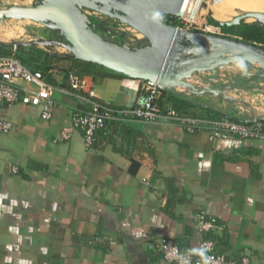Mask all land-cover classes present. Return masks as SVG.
<instances>
[{"label":"crops","instance_id":"obj_1","mask_svg":"<svg viewBox=\"0 0 264 264\" xmlns=\"http://www.w3.org/2000/svg\"><path fill=\"white\" fill-rule=\"evenodd\" d=\"M221 7L232 11L210 6ZM12 48L0 43V52ZM67 59L50 62L47 73L63 88L54 92L51 118L42 117L41 106L0 101V117L13 123L0 133V264H171L159 243L172 240L196 253L201 210L220 223L211 235L218 252L264 264V139H213L129 114L99 131L91 147L80 130L60 141L73 112L85 106L69 90L75 64ZM77 64L97 100L120 110L135 106L141 79ZM163 103L173 105L166 97ZM196 105L191 112L204 117H214L205 109L220 111Z\"/></svg>","mask_w":264,"mask_h":264},{"label":"rangeland","instance_id":"obj_2","mask_svg":"<svg viewBox=\"0 0 264 264\" xmlns=\"http://www.w3.org/2000/svg\"><path fill=\"white\" fill-rule=\"evenodd\" d=\"M89 1H79L76 6L85 16L86 23H89L86 24L87 28L92 32L119 48L128 47L136 50L150 46L148 38L142 32L120 17L123 13L121 9L113 6L111 2L106 4L104 1H99V4L92 5ZM43 2L44 0H0V8L35 6ZM196 3L201 7L204 6L199 17L196 12H192L190 17L175 16L178 19V26L187 30L206 31L239 38L231 33L223 32L220 27L207 29L204 25L205 19H216L212 15L210 6L224 5L232 8V11L227 9L230 13L224 7L219 8L218 13L230 16L223 17L222 20L216 19L219 21L231 20L245 13L240 9L238 0H196ZM168 16L163 15L162 17L166 21ZM245 21L257 20L247 17ZM0 43L5 47L32 45L36 49L56 53L60 57H75V52L72 47L68 46L69 41L62 32L61 21L51 16L0 17ZM216 56L218 57L216 61L185 76L178 70L170 85L173 92L197 104L207 105L233 115L264 117V68L253 58L244 53L206 43L185 51L182 59L186 60L177 68L186 67L193 62L206 61ZM178 84H185L192 90L189 91L190 93L181 92L177 88Z\"/></svg>","mask_w":264,"mask_h":264},{"label":"built area","instance_id":"obj_3","mask_svg":"<svg viewBox=\"0 0 264 264\" xmlns=\"http://www.w3.org/2000/svg\"><path fill=\"white\" fill-rule=\"evenodd\" d=\"M204 25L207 29L218 27L209 23V19H205ZM68 85L70 91L85 101V106H80L73 112L71 125L65 127L58 136L60 141L68 140L75 130H80L84 135L85 144L91 147L95 144L99 131L106 128L111 121L129 114L147 122L172 121L189 133L207 132L213 139L230 137L264 139V119L260 116L241 115L240 117L250 120V122L244 123L237 120L236 117L230 118L223 115L221 117H204L180 110L174 105L163 103V86L151 80H141L136 104L128 110H120L109 103L97 100L95 89L87 77L76 71L69 72ZM59 89L63 90L62 87L51 83L43 71L33 69L19 59L17 46H13L10 54H0L1 102L22 101L26 104L41 106L42 117L49 119L55 104L53 95ZM12 128L13 123L10 120L0 117V133H8ZM11 170L17 173L19 167L13 165ZM1 184L0 179V187ZM195 219L197 228L203 234L198 251L196 253L186 251L175 241L164 240L159 243L158 248L166 261L171 264L241 263V261L216 250V243L211 235L220 228V223L214 215L201 210L195 215ZM248 261L246 257L242 259L243 263Z\"/></svg>","mask_w":264,"mask_h":264},{"label":"water","instance_id":"obj_4","mask_svg":"<svg viewBox=\"0 0 264 264\" xmlns=\"http://www.w3.org/2000/svg\"><path fill=\"white\" fill-rule=\"evenodd\" d=\"M79 1L86 0H57L35 6L0 8V17L33 18L45 15L58 18L62 23V32L69 41L68 46L75 52V58L103 65L129 77L160 83L164 90L169 92H173L170 85L178 70L185 76L218 59L216 56L177 68L186 60L182 59V54L199 44L212 42L223 46H236L245 55L259 61L264 68V45L262 44L247 42L230 35L187 30L166 22L163 15H182L185 0H107L123 11L120 16L122 19L129 21L148 38L150 46L136 50L128 47L119 48L87 28L76 6ZM249 16H254L257 21L264 24V13L261 12L243 13L222 22L240 24ZM219 113L235 118L223 111ZM260 118L264 119V117ZM237 120L244 123L250 122L246 118Z\"/></svg>","mask_w":264,"mask_h":264},{"label":"trees","instance_id":"obj_5","mask_svg":"<svg viewBox=\"0 0 264 264\" xmlns=\"http://www.w3.org/2000/svg\"><path fill=\"white\" fill-rule=\"evenodd\" d=\"M215 13L216 15H221L218 12H215ZM221 16L230 17L229 15H221ZM166 22L177 25L178 19L175 16L169 15L166 19ZM209 23L220 27L223 30V32L236 35L239 38L246 40L247 42H256L258 44L264 45V24L259 21H254V22L243 21L240 24H227L225 22L216 20L214 18H209ZM10 53H11V49L6 50L5 52H0V54H10ZM17 56L25 65L31 68L35 66L34 65L35 62H40V64L37 65V67L39 70L44 72V74L47 76V79H48L47 73L49 72L48 70L51 68L50 62L58 61V60L60 61L63 59L68 61L66 57H60L58 55L55 56L51 52L36 49V47L32 45L31 46L30 45L17 46ZM71 60L77 66L75 65L71 66L72 69L70 70L75 71L77 70L76 67L79 68L77 64L79 59L72 58ZM33 69H36V68H33ZM70 70L68 71V75H69ZM165 97L167 98V101L169 103L171 102L176 108L180 110L188 111L190 113H193L191 112L190 109H193L194 107L197 106L194 101L192 102L191 100L179 97L178 95H176L175 92H169V91L164 90V99ZM164 99H163V102H164ZM205 110L214 117L222 116L220 113L216 111L207 110V109Z\"/></svg>","mask_w":264,"mask_h":264},{"label":"bare ground","instance_id":"obj_6","mask_svg":"<svg viewBox=\"0 0 264 264\" xmlns=\"http://www.w3.org/2000/svg\"><path fill=\"white\" fill-rule=\"evenodd\" d=\"M52 1H57V0H44V2H52ZM99 1H104L106 4H108L110 1H107V0H91L89 1L90 4L92 5H96V4H99L100 2ZM192 0H185L184 2V6H183V9H182V16H186V17H190L192 12H196L198 13L197 14V17H199L201 11L203 10V7L197 5V4H194L193 2H191ZM239 3H240V9L245 11V13L247 12H261V13H264V0H238ZM204 5V4H203ZM101 6V5H99ZM206 10V9H205ZM208 10V9H207ZM216 11L215 10H212V15L217 19V18H223L224 16H221V15H216L215 13ZM82 19L84 21L85 24L86 23V18L84 15H82ZM35 17H38V16H35ZM249 17H252V18H255L254 16H249ZM58 19V18H57ZM55 20V19H54ZM219 20H222V19H219ZM53 23V22H52ZM58 23V22H57ZM89 24V23H88ZM87 24V25H88ZM51 25V24H50ZM94 25V24H93ZM140 35V34H139ZM189 37V36H187ZM138 38V37H137ZM137 44V43H136ZM210 44H213L215 46H218V47H224V48H228V49H231L233 51H237V52H240L242 53L241 51L238 50V48L236 46H223L221 44H214V43H210ZM254 59V58H253ZM255 62H257L261 67L262 65L260 64L259 61H257L256 59H254ZM263 68V67H262ZM264 70V69H263ZM175 85V84H174ZM190 87V86H189ZM177 88L181 91V92H184V93H190L189 91L192 90L191 88L189 89L188 86L186 87L185 84H178L177 85ZM178 91V90H177ZM179 91V92H180Z\"/></svg>","mask_w":264,"mask_h":264}]
</instances>
